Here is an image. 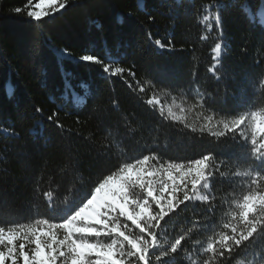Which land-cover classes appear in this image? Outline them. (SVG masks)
<instances>
[{"label":"trees","instance_id":"trees-1","mask_svg":"<svg viewBox=\"0 0 264 264\" xmlns=\"http://www.w3.org/2000/svg\"><path fill=\"white\" fill-rule=\"evenodd\" d=\"M36 3L0 0V226L60 223L100 179L143 156L157 157L146 165L154 171L212 153V203H189L158 230L162 246L186 236L170 264H204L207 244L237 224L250 190L244 173L261 167L249 154V123L244 145L239 133L218 135L226 129L215 121L264 112V0H70L71 8L33 22L27 12ZM156 40L174 50H158ZM217 43L221 64L213 74ZM65 47L124 71L106 75L102 65L62 58ZM159 92L185 98L196 115L172 120ZM200 95L212 101L202 106ZM149 99L158 101L155 110ZM261 252L258 236L232 264H264Z\"/></svg>","mask_w":264,"mask_h":264},{"label":"snow or ice","instance_id":"snow-or-ice-1","mask_svg":"<svg viewBox=\"0 0 264 264\" xmlns=\"http://www.w3.org/2000/svg\"><path fill=\"white\" fill-rule=\"evenodd\" d=\"M45 3L51 7V13L42 7ZM139 3L142 0H138ZM71 7L70 0H37L35 8L38 10H29L27 17L33 22H40L45 16ZM13 11L18 14L22 9L16 7ZM149 19L154 17L149 16ZM208 19L204 16V20ZM215 19L222 34L219 9ZM155 45L161 51L174 50L171 45L166 48L160 40H156ZM221 49L222 44L217 43L214 48L216 63L209 69L213 74L221 64ZM58 53L62 58L80 63L102 65V72L106 75H120L124 71L122 68L111 69L109 64L91 53L74 56L67 47L58 49ZM128 71L135 75L131 69ZM216 78L220 79L218 75ZM259 83L264 86V80ZM165 86L171 88L175 85L167 83ZM211 101V97L200 95L197 103L203 106ZM112 103L115 105L117 102ZM147 103L155 110L158 101L149 99ZM159 114L168 118L163 109ZM53 116L47 118L49 122H53ZM168 116L172 120L180 119L171 108ZM250 118L257 122L251 130L249 154L261 167L254 174L244 173L250 177V190L238 204V216L234 217L237 224L231 226L230 235L221 233L218 241L207 244L203 255L210 254V258L204 264H210V261L232 264L242 249H246L258 236L264 237V116L258 117L255 111L239 114L230 121V125L225 123L226 132L218 135L231 133L236 136L239 133L242 143L249 145L244 129ZM54 123L57 128L62 127L59 121ZM212 158L213 154L208 153L187 166L169 164L164 174L171 183H158L155 179L157 171H149L146 167L150 159H157L155 156H143L134 163H125L116 172L100 179L90 189V196L70 211L66 219L61 218L60 223L43 219L36 221L35 227L21 224L0 226V264H170L180 255L186 236L180 235L170 245L162 246L158 231L161 221L194 201L212 203L209 190L216 175ZM185 167L186 171L183 170ZM173 168L178 177L173 175ZM219 174L224 175L222 172ZM154 206L158 211H154ZM129 222L139 230L138 233L129 227ZM61 231L63 236L58 238L57 234ZM157 252L153 259V254ZM259 259L264 261V252L260 253Z\"/></svg>","mask_w":264,"mask_h":264},{"label":"rangeland","instance_id":"rangeland-1","mask_svg":"<svg viewBox=\"0 0 264 264\" xmlns=\"http://www.w3.org/2000/svg\"><path fill=\"white\" fill-rule=\"evenodd\" d=\"M42 7L46 10L50 6L47 3H45ZM33 10H38V9H36L34 6ZM259 21L264 24V17L260 16ZM213 56L216 57V52L214 51V49H213ZM158 95L163 99V103H164L165 110L167 113H168L169 108H171L172 112L180 118H190V117L193 118L196 115V111H195L196 109L193 107V104L189 102L188 100H186L185 98L178 97L174 99V98L164 95L161 92H159ZM181 109H183V111H181ZM257 116L258 117L264 116V112L263 113L257 112ZM215 122L218 127H222V128H224L225 123H229L230 125V122L228 121H215ZM256 122H257L256 120H253L251 118L248 120L251 130L255 126ZM166 169H167V166L159 167L154 170V171H157L158 173L157 176L155 177L158 183L159 182L171 183V181L167 180V176L164 174ZM183 170L186 171L187 168L185 167L183 168ZM172 172H173V175H176L178 177V173L176 172L175 168L172 169ZM35 226H36V223L32 225V227H35ZM57 235H58V238H62L63 232L61 231Z\"/></svg>","mask_w":264,"mask_h":264}]
</instances>
